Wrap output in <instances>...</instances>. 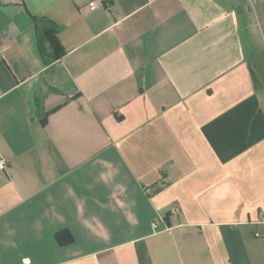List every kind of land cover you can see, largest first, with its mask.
<instances>
[{"label":"crops","instance_id":"crops-1","mask_svg":"<svg viewBox=\"0 0 264 264\" xmlns=\"http://www.w3.org/2000/svg\"><path fill=\"white\" fill-rule=\"evenodd\" d=\"M91 1L0 0V264H264V0Z\"/></svg>","mask_w":264,"mask_h":264},{"label":"trees","instance_id":"trees-1","mask_svg":"<svg viewBox=\"0 0 264 264\" xmlns=\"http://www.w3.org/2000/svg\"><path fill=\"white\" fill-rule=\"evenodd\" d=\"M36 27L39 49L47 66L61 60L67 54V50L62 44L56 24L45 17H33ZM164 185L156 186L155 192H160ZM57 242L64 246L74 242V237L68 230L56 234Z\"/></svg>","mask_w":264,"mask_h":264},{"label":"built area","instance_id":"built-area-1","mask_svg":"<svg viewBox=\"0 0 264 264\" xmlns=\"http://www.w3.org/2000/svg\"><path fill=\"white\" fill-rule=\"evenodd\" d=\"M100 7H107L111 8V0H92L89 2L87 9L88 11H94L97 8ZM0 59H2V46H1V40H0ZM7 167V161L5 159H0V171L4 172ZM150 192V190H148ZM154 228H157L158 225L155 223L153 224Z\"/></svg>","mask_w":264,"mask_h":264}]
</instances>
